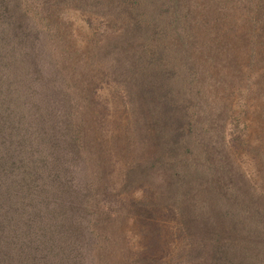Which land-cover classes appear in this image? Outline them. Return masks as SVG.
<instances>
[{
	"label": "trees",
	"instance_id": "16d2710c",
	"mask_svg": "<svg viewBox=\"0 0 264 264\" xmlns=\"http://www.w3.org/2000/svg\"><path fill=\"white\" fill-rule=\"evenodd\" d=\"M74 2L100 26L90 47L60 44L43 63L23 1L0 0V86L26 96L14 130L0 90V264H94L79 250L125 220L139 225L135 264H264V133L254 178L225 137L233 90L213 74L241 36L264 118V0Z\"/></svg>",
	"mask_w": 264,
	"mask_h": 264
},
{
	"label": "rangeland",
	"instance_id": "374dc122",
	"mask_svg": "<svg viewBox=\"0 0 264 264\" xmlns=\"http://www.w3.org/2000/svg\"><path fill=\"white\" fill-rule=\"evenodd\" d=\"M23 5L21 7L22 23L26 26L40 28L39 33H37L35 28V36L33 44L35 45V50L39 49L41 51V59L43 63H48L49 54L51 51L55 50L59 52L60 44L63 46L70 47L79 52L87 51L89 46V38L98 31V23L96 19L89 13L79 10L75 6L74 0H22ZM59 13V19L55 18V14ZM24 16V17H23ZM54 22H57V26ZM44 23V26H43ZM41 26L43 31L41 30ZM45 28H53L48 30V34L45 35ZM61 34V40L57 39V34ZM105 30V34L108 36L116 33V30L108 31ZM32 35H34L32 33ZM94 37V36H93ZM238 38L231 39L230 45L225 49H221L218 55H221L218 63H215L213 74L216 75L221 87L225 84L226 89L229 91V96L232 98V104L234 106V113L230 115L223 121L224 131L226 138L231 137L230 134H237L236 136L241 138V142L237 147L231 146V153L234 155V159L242 167L245 172L251 173L255 178L257 173V167L255 165V152L254 147H258L259 139L261 134L264 133V118L260 114L261 100L256 96L255 90L259 82L258 71L259 69L250 65V67L245 63V55L237 53L240 52V43ZM53 38L59 42L55 44ZM53 48V50H52ZM87 48V49H86ZM30 49H34L33 46ZM227 63L228 64L227 66ZM236 68V69H234ZM234 69V70H233ZM101 87L97 90L101 92H106L107 86L104 82L99 81ZM37 92L40 88L37 87ZM23 89L20 82L15 81L9 85L8 88L4 90V86H0V90L5 92V101L8 100V110L6 112L7 125L11 129L16 130L11 124L17 122L16 112L22 109L21 101L26 97L23 92L19 90ZM36 90V89H35ZM29 92V90H28ZM32 110V108L30 109ZM16 111V112H15ZM1 114V111H0ZM1 133V132H0ZM1 154L3 148L0 147ZM4 160L6 156L4 155ZM257 183H264V180L260 177H256ZM154 180V179H153ZM259 188L262 189V186ZM138 191L132 192V195H137ZM40 217L43 218L46 215V222L53 227V224L57 228L58 221L55 220L52 212L45 213V208L40 209ZM51 219H49V217ZM138 224L132 225L128 220L123 221L118 224V229L111 228L106 231V236L109 241H106L103 245L97 243V241L92 240L89 246H83L79 250H90L96 252V254L89 253V259L92 258V263L102 264L103 255L106 258L105 264H129L132 259L137 258L138 255V243L137 238L139 237ZM89 230H93L90 227ZM94 244V246H93ZM96 244V245H95ZM88 253V252H87ZM137 263L139 261H136ZM134 262V264L136 263Z\"/></svg>",
	"mask_w": 264,
	"mask_h": 264
}]
</instances>
